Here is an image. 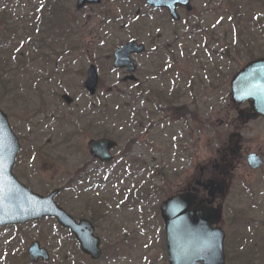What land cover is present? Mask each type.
<instances>
[{"label": "rangeland", "instance_id": "374dc122", "mask_svg": "<svg viewBox=\"0 0 264 264\" xmlns=\"http://www.w3.org/2000/svg\"><path fill=\"white\" fill-rule=\"evenodd\" d=\"M143 1L102 0L77 9L76 0H0V15L9 16L18 30L2 45L4 56L11 55L8 71L15 74L7 84L18 98L0 93V110L20 145L13 173L38 195L64 187L56 203L75 220L94 218L102 250L95 264H166L159 205L228 147L238 112L247 108L232 101L229 81L246 62L264 56V0H191L192 11H180L174 24L162 11H147ZM49 3L58 9V32L49 40L53 45L41 50L35 40L45 27L38 26L36 14L46 12ZM33 35L34 63L15 60L16 52L31 50L27 39ZM130 39L147 48L134 57L140 86L178 94L179 104L189 107L197 122L147 116L155 104L146 103L143 90L138 94L121 82L124 71L112 68V52ZM40 52L44 58H37ZM89 65L99 79L93 98L82 88ZM62 95L74 103L66 106ZM94 110L102 120L101 135L118 142L112 152L116 166L90 164L86 143L96 132L85 126L94 121ZM239 132L240 146L229 156L227 181L217 197L225 264H264V161L258 170L246 164L250 153L264 157V119H252ZM135 137L143 138L126 147ZM147 186L148 196L133 199ZM90 203L97 214L88 210ZM35 241L50 256L37 264H91L70 235L46 219L1 229L0 264H31L26 252ZM109 247L118 257L108 262Z\"/></svg>", "mask_w": 264, "mask_h": 264}, {"label": "water", "instance_id": "95a60500", "mask_svg": "<svg viewBox=\"0 0 264 264\" xmlns=\"http://www.w3.org/2000/svg\"><path fill=\"white\" fill-rule=\"evenodd\" d=\"M100 0H77V8L85 4H99ZM145 4L155 9H167L173 20H178L177 7L190 11V0H145ZM143 46L129 42L114 52L113 67L125 68L134 73L135 66L130 60L131 54H141ZM134 80L127 77L124 81ZM97 85V74L93 66L87 70L84 89L92 96ZM231 93L235 102L250 101V111L255 116L264 118V59L248 63L231 80ZM69 106L72 99L61 97ZM116 144L110 140L90 141L87 144L89 154L100 162H109L110 150ZM20 150L18 139L13 134L6 115L0 110V228L4 226L22 225L26 222L38 221L42 218H53L63 228L73 234L79 243L82 254L92 260L100 257L99 239L93 236L92 225L85 220L75 222L53 201L59 190H53L48 196L41 197L20 185L12 174L16 155ZM248 164L252 169L261 164L260 158L249 155ZM208 195L213 202L214 188L209 183ZM195 197L191 194L177 195L165 200L160 206V216L165 230V244L168 264H224V234L219 228H212L220 220V210L198 208L191 210ZM32 263L49 260L48 253L34 242L27 250Z\"/></svg>", "mask_w": 264, "mask_h": 264}, {"label": "trees", "instance_id": "16d2710c", "mask_svg": "<svg viewBox=\"0 0 264 264\" xmlns=\"http://www.w3.org/2000/svg\"><path fill=\"white\" fill-rule=\"evenodd\" d=\"M53 6H54V4L50 5L49 7L47 6L46 12L42 11L38 15V23L40 25H42V22H43V25L45 27L43 32L38 34V37L35 40V44H37V46H39L41 50H43L44 47L49 48L51 45H53L52 43H49V40L51 38H53L52 37V35L54 34L53 32H54V30H57V26H59V24H57V26H56V23L58 20H57V17L55 16V13L58 11V9H56ZM14 24L15 23H13L11 21V19H7V17L4 14L0 15V93L6 95L8 97H11L12 99L18 98V97L15 93V90H12V88H10V86H8L6 79L14 76L15 74H11L12 71H8L11 68L9 66V57L11 55L4 56V54L2 52V45L5 44L7 41H9V39L15 37L16 33H18V30L16 29ZM47 26L49 27V30L47 29ZM56 32H58V30ZM60 33H63V31L61 30ZM68 35H70L68 31H66V34L64 32L65 37ZM30 49L31 50L29 52H26V54L23 51L16 52V54H14L15 60L20 59V61L22 62V61H24V59H28L30 62L34 63V60L36 59L34 57V40H32V43L30 45ZM37 56H38L37 58H39V57L44 58L45 57L44 52L43 53L40 52V54H38ZM13 94H15V95H13ZM158 96L162 97L161 94H157L155 97H158ZM162 98H159V99H162ZM96 113L97 112L95 111V114ZM178 113L181 116H184L187 113L186 108L185 107L180 108V110H178ZM106 118H107V116H106ZM59 124H62V123H59ZM102 135H103V137H108L106 132H104ZM93 220H94V218H92V221ZM104 254H106L107 259H112L113 257H115L117 255V252H116L115 248L114 249L112 248V250H110V247H109L108 252H106ZM110 254H112V255L110 256Z\"/></svg>", "mask_w": 264, "mask_h": 264}, {"label": "flooded vegetation", "instance_id": "af4514ba", "mask_svg": "<svg viewBox=\"0 0 264 264\" xmlns=\"http://www.w3.org/2000/svg\"><path fill=\"white\" fill-rule=\"evenodd\" d=\"M167 14L166 10H160ZM182 11V9H177V12L179 13ZM156 12V11H153ZM169 18V17H168ZM172 23V21H171ZM154 49H156V46H154ZM147 51V49H146ZM134 58V57H133ZM134 84V83H133ZM163 99L166 104H170L169 109H174L175 106L171 105H180L178 101L182 99V97H179L178 94L176 95H171L170 92H167L165 89H163ZM146 93L149 94V89L147 88ZM177 101V102H176ZM99 115V114H98ZM238 119L236 120L234 126H233V131H237V125L239 122L240 125H243L245 122H248L250 118L252 117L251 113L246 110V111H240L238 113ZM175 120L179 118L177 115H171ZM221 123L220 125H222ZM101 120H97L94 123L89 124V129L92 131L93 129L95 132L98 134L101 132ZM228 126V125H227ZM88 129V130H89ZM89 131V132H90ZM95 133V134H96ZM149 135V129L145 131L144 138L148 137ZM233 139L239 138V133L235 132L234 135L232 136ZM171 140H174V138H171ZM157 143V142H156ZM149 144V143H148ZM157 145V144H156ZM238 144H235V147H237ZM230 154L228 153V150H221L217 153L216 158H213V160L208 161L206 164H204L198 172V178L196 180H193L191 183L186 184L183 189L180 190L178 193H191L192 195L196 196V205L198 204L199 201H205L207 198V191L203 189V184H206L208 182H212L213 185H218L220 186V193L223 194V187H225V183L227 181V176H226V166L229 164L230 159H229ZM177 193V194H178ZM176 194V193H175ZM214 196H218L217 193H215ZM217 200L216 198L214 199V202L209 205V207L216 206ZM202 205H206L205 203H202ZM208 206V205H207ZM196 209V208H195Z\"/></svg>", "mask_w": 264, "mask_h": 264}]
</instances>
